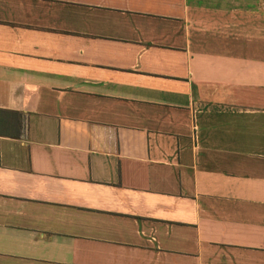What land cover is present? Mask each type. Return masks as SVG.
<instances>
[{"label": "crops", "instance_id": "1", "mask_svg": "<svg viewBox=\"0 0 264 264\" xmlns=\"http://www.w3.org/2000/svg\"><path fill=\"white\" fill-rule=\"evenodd\" d=\"M0 264H264V0H0Z\"/></svg>", "mask_w": 264, "mask_h": 264}]
</instances>
